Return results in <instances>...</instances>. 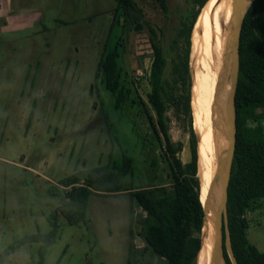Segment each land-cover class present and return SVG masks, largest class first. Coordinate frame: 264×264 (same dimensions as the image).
<instances>
[{"label":"rangeland","instance_id":"1","mask_svg":"<svg viewBox=\"0 0 264 264\" xmlns=\"http://www.w3.org/2000/svg\"><path fill=\"white\" fill-rule=\"evenodd\" d=\"M195 10L196 0H166L165 10L155 0L120 8L117 0H0V251L24 236L49 233L48 217L69 189L59 182L121 163L123 149L132 170L120 179V192L91 193L86 219L78 224L59 216L57 240L43 264H166L144 240L136 219L146 213L132 194L155 187L173 194V159L190 162L195 26L191 118L185 90L174 84L173 59L179 62L184 53L185 26ZM13 12L26 16L16 28ZM152 43L168 59L164 116L170 149L142 109L144 103L155 120L147 100ZM115 48L119 80L129 90L119 109L96 77L102 54ZM224 111L226 121V103ZM52 188L58 196L50 195ZM240 218L248 222L247 242L264 252V195ZM38 248L25 244L3 264H37ZM197 260L198 253L192 264Z\"/></svg>","mask_w":264,"mask_h":264},{"label":"trees","instance_id":"2","mask_svg":"<svg viewBox=\"0 0 264 264\" xmlns=\"http://www.w3.org/2000/svg\"><path fill=\"white\" fill-rule=\"evenodd\" d=\"M166 9V0H155ZM224 0H217L205 11L198 21L191 37L190 62L193 64L202 35L218 20ZM207 0H196V10L188 18L185 26V50L179 62L173 59L174 84L185 90V105L190 109L189 50L190 35L197 16ZM118 8L131 7L133 0H117ZM153 59L149 71L150 91L148 104L155 113V120L142 109L152 132L160 133L167 147L169 139L165 125L164 79L168 59L162 47L152 43ZM116 48L103 53L98 63L96 77L114 98V106L119 109L127 100L129 90L119 80ZM236 142L228 184L227 218L232 253L237 264H264V252L259 251L246 240L248 222L240 216L250 209L254 199L264 195V0H254L247 10L239 37V72L235 94ZM191 118V116H190ZM191 126V124H190ZM170 149V148H169ZM191 159L186 165L174 158L170 167L173 194L164 187L147 189L134 188L133 198L146 213L139 215L137 222L143 227L146 244L166 264H192L200 248L199 233L204 216L200 200V185L197 177L198 164L196 135L190 130ZM121 163H113L95 169L73 174L59 182L69 188L60 199L58 210L48 221L51 230L47 234H32L13 241L0 251V264L25 244L38 243L37 264H43L48 248L57 240L59 216L70 224H78L86 219L87 202L91 193L116 194L120 192V179L132 170V159L121 149ZM50 195H59L52 188ZM196 234V235H194ZM226 264H231L227 252L223 251ZM128 264H133L128 261Z\"/></svg>","mask_w":264,"mask_h":264},{"label":"bare ground","instance_id":"3","mask_svg":"<svg viewBox=\"0 0 264 264\" xmlns=\"http://www.w3.org/2000/svg\"><path fill=\"white\" fill-rule=\"evenodd\" d=\"M217 0H207L201 8L195 25L203 18L205 11ZM231 1L224 0L218 20L202 35L193 64V106L197 135L198 181L200 200L208 202L209 186L219 141L225 138V99L229 90L228 70H224V48L226 29L231 18ZM191 55V53H190ZM205 244L200 252L201 264H222L214 243V234L209 225Z\"/></svg>","mask_w":264,"mask_h":264},{"label":"water","instance_id":"4","mask_svg":"<svg viewBox=\"0 0 264 264\" xmlns=\"http://www.w3.org/2000/svg\"><path fill=\"white\" fill-rule=\"evenodd\" d=\"M231 18L227 25L225 48H224V70H228L230 79L229 90L226 102V125L227 133L225 138L219 141V148L214 162L213 175L209 186V196L207 204H203V220L201 227V240L199 255L205 244V237L209 225L214 234V243L217 256L224 260V248L227 252L231 264H237L232 253L227 218V198L228 184L231 175L232 161L236 142V108L235 94L237 90L239 72V37L244 16L254 0H230ZM224 246V248H223Z\"/></svg>","mask_w":264,"mask_h":264},{"label":"crops","instance_id":"5","mask_svg":"<svg viewBox=\"0 0 264 264\" xmlns=\"http://www.w3.org/2000/svg\"><path fill=\"white\" fill-rule=\"evenodd\" d=\"M12 4H10V6H11ZM11 8V7H10ZM11 16H13L14 18H16L15 19V23H14V26H13V28H16V26H17V24L18 23H22V22H24L25 20H26V16H20V15H18L17 13H12V15ZM23 17V18H22ZM20 21V22H19Z\"/></svg>","mask_w":264,"mask_h":264}]
</instances>
